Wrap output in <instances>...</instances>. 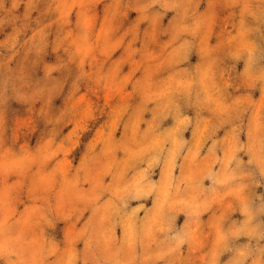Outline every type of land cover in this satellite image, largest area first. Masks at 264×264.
<instances>
[{
    "label": "clouds",
    "instance_id": "obj_1",
    "mask_svg": "<svg viewBox=\"0 0 264 264\" xmlns=\"http://www.w3.org/2000/svg\"><path fill=\"white\" fill-rule=\"evenodd\" d=\"M0 264H264V0H0Z\"/></svg>",
    "mask_w": 264,
    "mask_h": 264
}]
</instances>
